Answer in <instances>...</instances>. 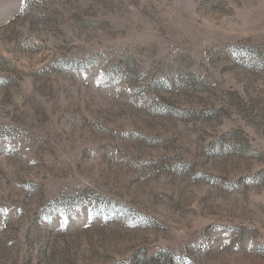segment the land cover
<instances>
[{
  "label": "rangeland",
  "instance_id": "374dc122",
  "mask_svg": "<svg viewBox=\"0 0 264 264\" xmlns=\"http://www.w3.org/2000/svg\"><path fill=\"white\" fill-rule=\"evenodd\" d=\"M0 264H264V0H0Z\"/></svg>",
  "mask_w": 264,
  "mask_h": 264
}]
</instances>
